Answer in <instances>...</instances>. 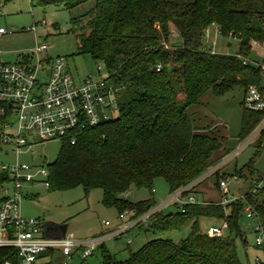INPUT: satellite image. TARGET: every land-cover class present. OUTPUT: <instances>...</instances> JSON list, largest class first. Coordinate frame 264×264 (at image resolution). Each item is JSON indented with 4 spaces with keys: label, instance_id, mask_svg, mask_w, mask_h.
I'll return each mask as SVG.
<instances>
[{
    "label": "trees",
    "instance_id": "1",
    "mask_svg": "<svg viewBox=\"0 0 264 264\" xmlns=\"http://www.w3.org/2000/svg\"><path fill=\"white\" fill-rule=\"evenodd\" d=\"M90 1L92 7L72 22L82 52L106 70L105 79L116 93L117 114L78 130L75 144L62 141L57 159L48 165L49 189L82 186L86 196L101 189L105 207L116 208L119 214L128 211V220H133L157 201L153 197L130 201L132 187L154 194L156 179L163 178L172 193L216 165L221 158L217 152L231 150L225 148L227 137L197 131L188 109L208 91L223 96L238 86L245 95L250 85L262 86L263 71L244 59H254L253 45L264 43V0H32L42 8L70 10ZM211 26H217L222 37L237 38L238 52L219 53L208 47L206 29ZM173 31L179 40L171 43ZM8 112L9 105L0 103V133ZM263 117L262 112L245 108L239 139H246ZM263 144L259 139L255 156ZM251 163L246 164L250 172ZM242 171L236 170L234 176L247 180ZM215 174L219 186L227 176ZM246 201L264 227L262 186L226 209L206 201L185 204L175 212L163 209L146 228L166 233L192 220L185 238L150 240L124 261L103 243L97 248L98 264H250L248 256L247 262L240 258L237 245L240 240L246 249L240 225ZM202 218L225 219L228 228L221 235H209L201 228ZM260 248L264 258V245Z\"/></svg>",
    "mask_w": 264,
    "mask_h": 264
},
{
    "label": "built area",
    "instance_id": "2",
    "mask_svg": "<svg viewBox=\"0 0 264 264\" xmlns=\"http://www.w3.org/2000/svg\"><path fill=\"white\" fill-rule=\"evenodd\" d=\"M33 24L30 29H34ZM15 29L0 28V36L12 34ZM215 39H211L210 27L206 29V40H211L214 51ZM48 43H40L26 53H22L15 62L0 61V103L9 105L8 121L0 133V155L9 156L13 162L0 160V264H44L42 260H52L56 255L72 259L80 257L83 261L91 257L106 240L119 238L141 223L150 224L154 215L165 207L174 205L179 209L188 203H198L193 194L195 187L212 174L220 171L234 159L245 147L257 139L264 141V117L255 130L239 144L236 149L221 162L212 166L198 178L170 193V196L157 203L140 217L128 220V211L119 214L122 223L98 236L78 238L67 232L60 237V231L53 233L45 228L41 218L28 217L22 212L21 203L25 199V187L41 182L49 189L48 165L37 166L20 162V155L31 153L39 143L59 139L77 141L76 132L86 127H94L103 120L113 117L110 110L118 109L116 93L108 85L106 76H101L102 65L98 64V77L88 76L78 81L70 72L66 59L51 57ZM260 48V50H258ZM261 60L244 59L261 68L264 75V43L253 45ZM160 65L157 66L159 70ZM247 110L264 114V80L262 86L250 85L243 97ZM5 112V108H2ZM42 176L38 180V176ZM235 179L238 177L234 176ZM262 181H254L251 192L261 188ZM222 197L218 202L226 207L239 199L245 200V194H236L229 187L228 179L219 183ZM244 211L247 217L256 221L255 244L264 245V227L260 215L254 206L246 201ZM211 226L209 235H221L228 228V221ZM106 225L111 222L105 221ZM130 241V240H129ZM53 252L52 256L46 255ZM256 264H262L259 257ZM66 264V263H65Z\"/></svg>",
    "mask_w": 264,
    "mask_h": 264
},
{
    "label": "rangeland",
    "instance_id": "3",
    "mask_svg": "<svg viewBox=\"0 0 264 264\" xmlns=\"http://www.w3.org/2000/svg\"><path fill=\"white\" fill-rule=\"evenodd\" d=\"M93 4L94 1H90L70 10L56 6L42 8L35 6L32 0H0V28L15 29L12 34L0 36V61L15 62L22 53L30 51L40 43H48L50 46L49 55L53 58L64 57L70 72L76 79H83L90 75L97 78L99 75L98 63L88 53H84L80 49L79 31L72 22L73 17L85 14ZM33 24H35V28L32 30L30 27ZM172 29L174 28L172 27ZM216 29L217 26L210 27L211 39H215L212 36L215 35ZM178 40L177 31H173L170 42L174 43ZM206 45L211 47V40H207ZM238 50L239 40L237 38L216 36L215 52L237 53ZM254 59L260 61L261 57L256 54ZM101 76H106L103 65ZM243 97L244 90L238 86L223 96H216L212 91H208L198 104L188 109L197 131L227 137L225 148L231 150L228 153L224 150L217 152L216 156L221 157L218 163L246 140L239 139L245 109ZM110 113L115 116L117 110H110ZM61 146L62 141L59 139L39 143L32 149L35 156L25 153L20 155L19 160L37 166L51 164L57 159ZM258 147L259 139L245 147L234 159L220 169L219 174L227 176L232 192L239 195L247 193L253 189L255 179H260L258 181H262L264 186V144L260 153L255 156ZM0 160L8 163L13 162L11 157L3 154L0 155ZM252 160L253 163H251ZM248 163H251L254 168L251 172L246 167ZM241 168H243V174L247 175V180L241 177L234 178L236 170ZM37 179L41 180L42 176H38ZM154 188L155 192L151 194L146 188L132 187L128 199L138 202L153 197L157 203H161L170 196L169 185L163 178L156 179ZM24 192L25 196L28 195L27 198H30V200L24 199L21 203L25 216L43 219L45 228L50 222L70 223L68 232L78 238H91L105 233L110 227L105 224V221L111 222L112 225L121 221L116 208L105 207L102 204L103 192L101 189H95L86 196L82 186L67 190H50L37 181L29 187H25ZM193 194L200 202H219L222 194L218 186L217 174H212L199 183L193 190ZM178 209L174 205H170L165 207L163 212H175ZM246 214L244 211L240 219V225L247 240L246 249L242 242L237 240L240 258L247 262L248 256L250 264H256L255 258L259 256L264 264L261 248L255 244L256 236L259 234L255 231L257 220L248 218ZM191 224L192 220H189L179 230L161 233L148 230L146 223H141L130 229L126 235L108 239L104 244L116 259L124 261L130 257L131 252L138 251L150 240L163 238L179 242L189 234ZM200 224L201 228L207 232L213 224L219 225L221 222L216 219L202 218ZM100 258V250L97 249L91 257L84 261L80 257L69 259L56 255L52 260L43 259L42 263L98 264Z\"/></svg>",
    "mask_w": 264,
    "mask_h": 264
},
{
    "label": "water",
    "instance_id": "4",
    "mask_svg": "<svg viewBox=\"0 0 264 264\" xmlns=\"http://www.w3.org/2000/svg\"><path fill=\"white\" fill-rule=\"evenodd\" d=\"M70 223H64V224H57L54 222H50L48 228H56L60 231V237H65L67 232H68V228H69Z\"/></svg>",
    "mask_w": 264,
    "mask_h": 264
},
{
    "label": "crops",
    "instance_id": "5",
    "mask_svg": "<svg viewBox=\"0 0 264 264\" xmlns=\"http://www.w3.org/2000/svg\"><path fill=\"white\" fill-rule=\"evenodd\" d=\"M85 78H83V79H77L78 81H82V80H84ZM31 185V184H30ZM27 187H29V185L27 186ZM25 193V192H24ZM27 197H29L28 195H26V198L25 199H27V200H30V198L28 199ZM35 197V196H34ZM24 213V212H23ZM122 223V221H120V222H118V223H115L114 225H112V223L110 224V225H108V227L109 228H107V231H110L111 229H113V228H116L117 226H119L120 224ZM214 225H217V224H213L212 226H214ZM106 231V232H107Z\"/></svg>",
    "mask_w": 264,
    "mask_h": 264
},
{
    "label": "flooded vegetation",
    "instance_id": "6",
    "mask_svg": "<svg viewBox=\"0 0 264 264\" xmlns=\"http://www.w3.org/2000/svg\"><path fill=\"white\" fill-rule=\"evenodd\" d=\"M50 230H51V232H53V233H58V232H59V230L56 229V228H51Z\"/></svg>",
    "mask_w": 264,
    "mask_h": 264
}]
</instances>
